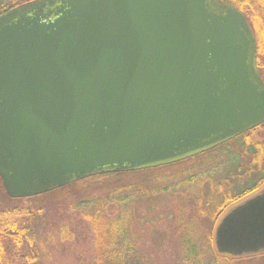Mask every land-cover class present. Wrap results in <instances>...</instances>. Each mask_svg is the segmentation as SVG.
I'll return each mask as SVG.
<instances>
[{
    "label": "water",
    "instance_id": "obj_1",
    "mask_svg": "<svg viewBox=\"0 0 264 264\" xmlns=\"http://www.w3.org/2000/svg\"><path fill=\"white\" fill-rule=\"evenodd\" d=\"M264 122L254 31L226 0H27L0 13V180L10 198L168 165ZM264 251V188L217 223Z\"/></svg>",
    "mask_w": 264,
    "mask_h": 264
},
{
    "label": "trees",
    "instance_id": "obj_2",
    "mask_svg": "<svg viewBox=\"0 0 264 264\" xmlns=\"http://www.w3.org/2000/svg\"><path fill=\"white\" fill-rule=\"evenodd\" d=\"M24 1L27 0H0V13ZM226 1L243 12L252 27L256 38L257 66L264 77V0ZM212 154L218 156L210 167L198 169L200 171L184 169L162 182L151 179L143 183L119 181L103 192L92 188L91 192L75 193L79 182L76 181L35 197L67 196L66 210L78 215L80 222L92 231L93 264H158L152 257L154 247L148 236L149 233L159 236L160 227L164 226L166 229H163L170 232L175 241L178 252L175 264H238L248 258L264 256V251L242 256L221 254L213 245V231L224 212L264 186V122L194 157L169 165L114 174L119 177L137 176L179 167ZM215 180L219 183L225 180L239 188L214 202L209 213L205 211L203 214L200 207L198 213L188 215L186 199L176 202L178 191H189L198 186L195 199L200 203L203 184ZM169 203L173 204L170 208L167 206ZM42 209L40 206L20 205L0 208V264L15 261L20 256L15 248L24 243L31 248L26 260L31 263L39 258L34 249L38 227L30 220L39 216ZM200 218L207 219V228L201 226ZM60 230L62 235L70 231L66 225ZM70 235L74 236V233Z\"/></svg>",
    "mask_w": 264,
    "mask_h": 264
},
{
    "label": "rangeland",
    "instance_id": "obj_3",
    "mask_svg": "<svg viewBox=\"0 0 264 264\" xmlns=\"http://www.w3.org/2000/svg\"><path fill=\"white\" fill-rule=\"evenodd\" d=\"M217 156L218 154H212L209 157H203L196 161H189L179 167L162 169L137 176L129 174L125 177H119L115 176L114 173L91 176L85 178V180H80L76 184L75 189L77 190L75 193L91 192L93 191L91 190L92 188H99L98 190L103 192L106 188L112 186V184L119 183V181L143 183L151 179L156 182H162L164 178L170 177L184 169L198 170L206 167L208 168L216 162ZM210 184H203V198L200 203L195 199L196 190L200 188L198 186L190 189L191 191L186 189L184 191H178L176 194V202L180 203L181 199H186L188 215H194L196 212L198 213L197 209L200 207L203 209V214H205V211L209 213L208 210L212 209L213 203L217 202L224 194L233 193L239 188L237 185H231L225 180H222L220 183L219 180H215L214 182L211 181ZM66 200L67 196L64 194L53 195L41 199H39V197L9 198L5 194L0 182V208L16 205L30 207L40 206L43 208L39 216L30 220L31 223L38 227V232L35 235L36 241L34 249L39 258L34 262H28L25 257L26 254L30 253L29 251L31 248L24 243L15 248L16 253L20 256L18 258L16 257L15 261H12L11 264H93L92 231L90 227H86L80 222L78 215L66 210ZM172 205L169 203L167 206L170 208ZM112 212H115V210L112 209ZM200 224L203 228L209 226V222L206 218H200ZM65 225L68 226L70 231L62 235L60 234V228ZM163 228L166 229V226L160 227L159 236L149 233L148 239L150 242H153L154 247L152 248V257L158 264H175L178 259L175 241L171 238L170 232L166 233V230ZM71 232L74 233V236L70 235ZM163 232L165 233L164 235ZM238 264H264V256L248 258Z\"/></svg>",
    "mask_w": 264,
    "mask_h": 264
}]
</instances>
